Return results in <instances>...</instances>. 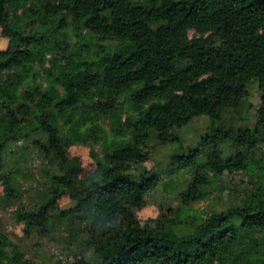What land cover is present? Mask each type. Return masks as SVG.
<instances>
[{"label":"trees","instance_id":"obj_1","mask_svg":"<svg viewBox=\"0 0 264 264\" xmlns=\"http://www.w3.org/2000/svg\"><path fill=\"white\" fill-rule=\"evenodd\" d=\"M69 21L76 52L61 39ZM0 28L9 38L0 50L3 198L18 194L5 171L9 143L42 132L35 144L54 165L36 208L15 212L28 234L48 233L58 217L81 225L94 258L74 264H264V160L251 156L264 140V0H0ZM253 81L256 123L227 126L224 114L243 107ZM202 116L206 133L183 148L177 131ZM152 134L179 144L171 170L189 168L191 180L182 207L142 223L138 211L165 173L132 171L150 159ZM77 143L104 145L86 178L68 155ZM255 171L263 178L227 207L188 208L225 173ZM0 264L35 263L0 232Z\"/></svg>","mask_w":264,"mask_h":264},{"label":"rangeland","instance_id":"obj_2","mask_svg":"<svg viewBox=\"0 0 264 264\" xmlns=\"http://www.w3.org/2000/svg\"><path fill=\"white\" fill-rule=\"evenodd\" d=\"M25 20L31 21L28 16H25ZM39 22L40 20L35 19L33 26H39ZM70 24L71 27L66 30L61 39L63 44L66 43L65 48L70 52H76L78 49L75 46L78 39L77 31L74 30V24L72 22ZM82 33V36H86L85 30ZM190 34L192 36L194 32L191 31ZM86 37L89 38V35ZM98 40L101 42L100 39ZM8 45L9 38L3 36L0 28V50L6 49ZM88 50L83 49L82 51ZM35 69L38 70L39 67L37 66ZM41 71L36 74V78L38 82L46 85ZM249 91V99L245 101L241 109L231 110L224 114L227 126L232 124L233 126H253L256 123L257 110L261 103V90L256 81L250 83ZM210 123L208 117L202 116L193 119L190 124L179 129L177 134L182 140L183 148L196 146L200 136L206 133ZM103 126L109 130V121L104 122ZM37 139L45 140V134L37 132L28 140L9 143L5 149V171L11 175L18 194L13 199L3 198L4 187L0 183V232L6 234L24 253L25 257L35 264H74L82 256L94 258L92 246L81 225L58 217L51 222L48 233L33 231L28 234L24 229V224L17 219L15 212L18 209L34 210L38 200L47 192L51 184L49 173L54 171V165L35 144ZM103 147V144L97 143H77L69 148V157L79 160L82 169L81 178H86L95 171L97 164L92 153L94 151L102 155ZM178 147L177 143L161 144L155 134H152L145 148L150 152V159L144 163L136 164L132 168L134 174H138L139 171L165 172L160 184L146 195L145 206L138 211V217L142 223L163 215L168 208L182 207L180 193L191 180V169L171 170V167L175 165H171L170 155ZM221 148L227 155L233 149L232 143H222ZM251 156L255 162L264 160V140L258 144ZM260 178H263V174L258 171L225 173L222 179L208 186L206 198L191 203L188 208L200 213L208 212L214 208H225L235 197L242 196L247 188H252L254 182ZM57 205L60 210H68L72 203L68 197H63L57 202Z\"/></svg>","mask_w":264,"mask_h":264}]
</instances>
